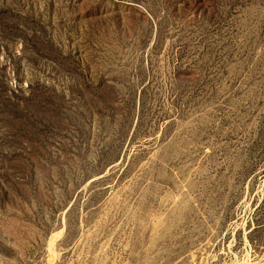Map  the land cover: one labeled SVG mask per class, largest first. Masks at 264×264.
Wrapping results in <instances>:
<instances>
[{
    "label": "rangeland",
    "instance_id": "rangeland-1",
    "mask_svg": "<svg viewBox=\"0 0 264 264\" xmlns=\"http://www.w3.org/2000/svg\"><path fill=\"white\" fill-rule=\"evenodd\" d=\"M0 264H264V0H0Z\"/></svg>",
    "mask_w": 264,
    "mask_h": 264
}]
</instances>
